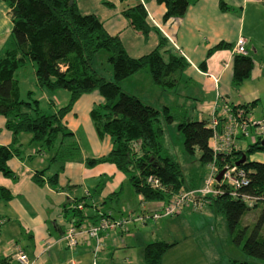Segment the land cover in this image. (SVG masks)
<instances>
[{"label": "trees", "instance_id": "obj_1", "mask_svg": "<svg viewBox=\"0 0 264 264\" xmlns=\"http://www.w3.org/2000/svg\"><path fill=\"white\" fill-rule=\"evenodd\" d=\"M0 1L7 6L11 24L9 44L0 57V116L11 134L10 145L0 146V173L4 177H13L7 163L13 157L22 159L19 136L28 135L39 151L49 154L48 166L35 171L32 181L41 186L46 180L54 187L64 164L79 156V149L72 134L62 125V119L81 95L96 91L103 102L91 109L90 119L98 136L109 137L111 150L101 158L87 159L86 166L113 164L145 202H166L180 190L190 187L184 183L179 163L164 149L163 126L171 124L175 117L167 108L159 111L125 93L119 86L120 81L146 69L154 86L165 91L177 87L187 63L173 52L165 38L158 34L156 48L134 59L126 54L118 37L110 36L104 30L97 17L80 14L75 0ZM156 1L164 5L163 21H167L183 17L194 0ZM219 6L222 11L229 10L222 1ZM123 16L129 26L142 36L146 37L150 32L142 4L123 11ZM226 48L228 45L217 44L208 55ZM100 51L107 54L111 81L101 77L93 68V60ZM234 57L232 85L237 88L249 77L252 60L247 55ZM27 62L34 65V83L38 89L68 92L69 100L65 106L47 113L39 108L31 91L26 98L21 97L14 72ZM237 107L242 108L247 117L252 106ZM177 129L183 135L186 154L198 152L202 166L212 162V130L207 121L182 118ZM261 144L260 136L245 152L237 149L225 158H216L218 165H222L224 162L236 163L242 155L245 156L244 162L238 166L246 172L249 184L239 191L240 196L233 197L225 189L222 194L209 195L205 199L215 215L224 217L235 245L241 246L246 256L264 262V235H261L264 226V163L249 160L251 154H264V145ZM50 166L55 168V172L48 175ZM150 176L159 181V188L152 189L146 184ZM242 196L249 197V200ZM0 199H10L2 188ZM259 207V215L250 231L247 226L240 225L249 210ZM78 214L80 218L73 221L76 226L86 217L82 212ZM174 244L162 241L146 244L144 264H162L164 253ZM0 262L8 264L4 260ZM229 264L256 263L233 260Z\"/></svg>", "mask_w": 264, "mask_h": 264}, {"label": "crops", "instance_id": "obj_2", "mask_svg": "<svg viewBox=\"0 0 264 264\" xmlns=\"http://www.w3.org/2000/svg\"><path fill=\"white\" fill-rule=\"evenodd\" d=\"M220 1L229 8L228 11L220 9ZM75 3L80 14L94 15L110 36L118 37L130 58L137 59L152 52L158 44L160 34L173 52L186 61L187 66L177 87L169 91L154 86L146 70L119 82L122 91L137 97L142 103L157 110L167 108L171 115L179 116V120L189 118L191 121L208 123L222 103L252 106L251 112L256 102L262 101L264 0H194L183 17L167 21H163L166 10L164 5L156 0H75ZM139 3L144 7L146 22L150 28L146 37L134 31L123 16V11ZM7 11V6L0 1V21L4 24L0 26V36L9 35L11 29ZM5 26L9 27L2 33ZM238 38L245 40L252 69L249 77L236 88L232 85L235 58L232 50ZM217 44L228 45V48L208 55ZM105 78L111 81L112 73L108 71ZM147 79L151 86L147 85V89L143 90L140 81L145 83ZM62 95L68 102L69 94ZM54 98L57 102L49 103L57 106L60 102L57 96ZM102 102L103 99L96 91L81 95L63 117L61 123L72 134L79 156L64 164L54 187L48 185L46 180L41 186L33 183L34 172L46 168L49 157L43 159L45 153L30 142V136H19L22 159L13 157L7 163L13 177L7 178L0 173V188L10 195V199L6 201L0 199V261L21 264L16 258L17 248L26 255L29 264H140L139 257L146 244L155 241L172 243L160 240L152 233L148 239L151 241L147 242V232L139 229L137 235L144 233V238L135 248L136 236H122L123 233H129L127 230L131 226L124 231L115 232L116 234L112 232L103 235L100 240L102 246L95 254L94 240L85 238L87 236L84 234L79 235L78 244L71 249L62 240L68 221L79 219L80 212L86 215L80 224H94L100 215L113 216L112 210L104 211L100 209L102 206H108L112 202L117 204L122 199L131 200V196L139 203V210L127 212V218L130 216L136 219L138 214L159 210L164 203L140 201V196L135 193L126 176L113 164L86 166L87 159L101 158L111 150L109 137L98 136L90 119L91 109ZM51 108L56 110V107ZM177 111L180 114L176 115ZM4 124L5 120L0 116V146H9L11 134ZM241 138L244 137L239 136L237 140ZM236 146L241 150L238 142ZM260 154L262 153H254L249 157H260ZM53 172L55 168L50 171L49 167L48 175ZM78 204L82 206L80 212L73 209ZM205 206L204 202L203 207ZM151 222H154L153 225L157 224L156 221ZM136 225L138 222L135 221L132 227ZM141 227H147V224ZM156 238L158 240H152ZM173 242L175 244L164 253L162 264L169 252L180 247L177 241ZM133 255L136 256V263Z\"/></svg>", "mask_w": 264, "mask_h": 264}, {"label": "rangeland", "instance_id": "obj_3", "mask_svg": "<svg viewBox=\"0 0 264 264\" xmlns=\"http://www.w3.org/2000/svg\"><path fill=\"white\" fill-rule=\"evenodd\" d=\"M3 25L4 24L2 23V21H0V26L2 27ZM8 27L5 26L4 29L2 28V33ZM9 41H10L9 35L0 36V57L3 55L5 49H7ZM92 64L94 70L103 78L106 77L108 71L111 72V68L107 63V54L104 51H100L96 54ZM14 79H16L18 82V88L21 97L26 98V94L28 93V91H31L33 93L32 94L33 98L38 100L39 108L43 111H46L47 113L52 112L51 107H56L57 109L67 104V100H65L64 97H62L63 96L62 94L64 93L68 94L67 91L59 90L56 92H49L45 89L40 90L35 87L34 65L31 62H27L23 67L16 69L14 72ZM148 82H149L148 79L147 81H145V83L143 82V80L140 81L143 90L147 89V85L150 84ZM148 86L150 87L151 85ZM54 96H57V99L60 102L56 104L57 106L54 105L52 106L49 103V101H54V104L57 102ZM161 109L162 108L158 110ZM178 114L180 113L178 112L176 115ZM247 117L249 123H252L253 125L256 123H260V126H252L251 128L249 127L248 136L237 140L238 146L241 148L242 152H245L247 150L248 146L252 143L254 138L255 139L259 138L258 134H260L261 132L264 133V120H262L264 118V96H262V101L256 102V105L252 108L251 112L249 110V114L247 115ZM179 121H180L179 116H176L175 120L171 124H165L163 126L164 149L167 152V154H169L175 161L179 163L184 175V183L190 186L188 189H182L179 192L181 191L186 193L189 191L196 192L195 190H198L203 186V183L205 179L208 177L210 172L209 170L211 169L212 166L217 169V174L215 177H217V175L222 170L224 171L223 169L224 165L225 166L234 165L243 170V168L239 167L236 164L242 159L244 155H242L239 161L236 163L224 162L222 165H218L216 160V164L210 162L204 166L200 165L198 152H195L192 155H188L185 153L183 149L184 138L182 133H180L177 129V123H179ZM255 127H257V130ZM261 137L263 138V136ZM229 155L230 154H228L227 156ZM48 156L49 154L45 152V156L43 157V159L45 160L48 159L47 158ZM222 157L225 158L226 156H222ZM249 159L250 161H252L251 159H253L257 162L262 161L263 163L264 155L260 154V157L253 155L249 157ZM53 168H54L53 166H50V171H52ZM130 198L133 199L131 200L129 199L130 201L126 199H122L117 204L112 202L108 206L107 205L102 206L100 209L104 211H109L107 209L112 210L113 216L111 218H113L114 220H117L119 218L125 219L127 218L126 217L127 212H132V210L134 209L139 210V203L135 201V198L133 196H131ZM205 198H201L198 194L189 196L187 198V201L185 200L186 201L185 205H182V207L179 209L180 211L177 212V214H175L173 217L159 218L158 219L159 221L156 220L157 222L156 225H153L154 222L147 220L144 223L147 224V227H141L144 226V224H140V222L136 221L134 217L129 216L128 217L129 223L127 225L128 226L127 228L131 226L130 229L127 230L129 231V233L128 234H126L127 232L123 233L122 236H130V235L131 236L134 235V237L136 236L137 241L135 242V248L138 247L140 241H142V239L144 238L143 235L144 233L137 235L138 233L137 231L139 229L140 230L142 229L143 232H147L145 234V237H147L146 238L147 242L151 241L148 240L150 238L151 233L154 234L155 236H158V238L160 240L162 239L163 241H167V242L177 241L180 247L176 251L174 252L171 251L166 255L164 259V264H229V262L233 260L254 262L256 264H264L263 261L246 256L242 252L241 246L238 247L235 245V242L233 241L228 231L224 217L221 215H215L212 209L208 205L203 207L204 205L203 202H205L206 204ZM260 208L261 207L249 210L242 217L240 225L247 226L248 230L250 231V229L253 227L255 223L256 218L259 215ZM141 212H145V211H141ZM133 219L136 222H138V225L134 226V228L132 227V224L135 222ZM73 221L74 220L72 219L68 221V223L69 222L73 223ZM261 235H264V226L261 230ZM152 240H158V239L156 238ZM135 250L136 249H133V251ZM143 250L141 251V255L139 257L140 264H144ZM135 254L137 255V252H135ZM133 261L134 263H136L135 255H133Z\"/></svg>", "mask_w": 264, "mask_h": 264}, {"label": "built area", "instance_id": "obj_4", "mask_svg": "<svg viewBox=\"0 0 264 264\" xmlns=\"http://www.w3.org/2000/svg\"><path fill=\"white\" fill-rule=\"evenodd\" d=\"M232 52L235 56L247 55L245 40L243 38H238L236 40ZM252 126H260V123L254 125L249 123L248 117L245 116L242 108L231 106L228 103H222L218 111L212 115V118L208 123V127L212 130L211 148L214 154L212 162L216 164V158L218 156H227L237 150L236 142L238 137H247L248 128H251ZM263 134L264 133L261 132L258 136L260 137ZM255 141L256 139L254 138L252 143ZM223 169L224 172L219 182L216 181L215 177L217 169L212 166L203 186L198 190H195L196 192L189 191L186 193L181 191L170 200L164 202L159 210L142 213L138 215L135 220L140 222V224H144L147 220L156 221L161 217H173L180 211L179 209L182 205H185L187 198L195 194H198L201 198H205L209 195L222 194L225 192V189H227L231 196H240L239 191L249 184L246 172L234 165H224ZM146 184L152 189L160 187L159 181L152 176L146 179ZM242 198L249 200V197L246 196H242ZM140 199L143 202L142 197ZM73 209L81 211L82 206L78 204L73 206ZM128 223V218L114 220L109 214L100 215L97 222L94 224L86 222L83 225L80 224L76 226L72 222H69L66 225L62 240L65 246L71 249L78 244L79 235L84 234L87 236L85 238L94 240L95 254L102 246L100 240L103 235L124 231L127 228ZM15 250L17 261L21 264H29L26 255L17 248Z\"/></svg>", "mask_w": 264, "mask_h": 264}, {"label": "water", "instance_id": "obj_5", "mask_svg": "<svg viewBox=\"0 0 264 264\" xmlns=\"http://www.w3.org/2000/svg\"><path fill=\"white\" fill-rule=\"evenodd\" d=\"M261 145H264V136H263V138H262V144H261ZM244 160H245V156H243L242 159H241L236 165H238V164H240V163H243ZM223 172H224V171L222 170V171L217 175V177H216V181H217V182L221 179V176H222Z\"/></svg>", "mask_w": 264, "mask_h": 264}]
</instances>
